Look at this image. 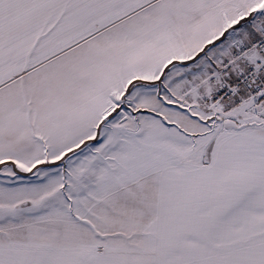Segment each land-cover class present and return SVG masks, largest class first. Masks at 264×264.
<instances>
[{
    "label": "snow or ice",
    "instance_id": "6c2138e0",
    "mask_svg": "<svg viewBox=\"0 0 264 264\" xmlns=\"http://www.w3.org/2000/svg\"><path fill=\"white\" fill-rule=\"evenodd\" d=\"M0 264H264V0H0Z\"/></svg>",
    "mask_w": 264,
    "mask_h": 264
}]
</instances>
